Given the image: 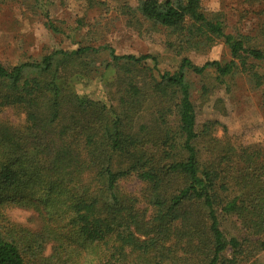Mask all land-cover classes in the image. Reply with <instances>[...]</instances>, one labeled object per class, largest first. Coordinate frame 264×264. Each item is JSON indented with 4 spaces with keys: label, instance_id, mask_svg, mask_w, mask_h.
<instances>
[{
    "label": "trees",
    "instance_id": "obj_1",
    "mask_svg": "<svg viewBox=\"0 0 264 264\" xmlns=\"http://www.w3.org/2000/svg\"><path fill=\"white\" fill-rule=\"evenodd\" d=\"M134 12L182 52L217 40L229 60L182 58L157 77L153 56L109 46L0 63V264H258L264 253V149L216 138L217 123L198 128L188 79L221 84L242 72L259 88L264 49L227 34L200 0H145ZM258 36L264 46V10ZM101 52L110 63L96 65ZM92 80H107L114 103L72 89ZM13 210L30 213L31 226L10 221Z\"/></svg>",
    "mask_w": 264,
    "mask_h": 264
},
{
    "label": "rangeland",
    "instance_id": "obj_2",
    "mask_svg": "<svg viewBox=\"0 0 264 264\" xmlns=\"http://www.w3.org/2000/svg\"><path fill=\"white\" fill-rule=\"evenodd\" d=\"M141 1L145 0H40V7L32 8L31 1L3 0L0 4V63L11 68L56 50L71 52L82 47L109 46L116 55L153 56L158 67L152 73L157 77L158 71H175L182 58L199 67L207 62L229 60L225 46L217 40L208 49L182 52L176 37L164 36L157 26L142 21L134 12ZM200 4L205 12L221 15L227 34L246 36L250 46L264 49L258 36L264 0H200ZM42 10L47 11L49 20L61 30L60 34L53 35L46 29ZM128 10H132L133 15ZM93 58L96 65L110 63L107 53H98ZM146 65L153 70L151 61ZM254 71L263 76L264 65L254 66ZM108 74L109 80L112 75ZM188 79L192 84L198 128L206 123H217L220 127L214 133L216 138L225 133L236 146L264 149V79L259 88L242 72L225 78L221 84L210 76L190 75ZM105 82L86 81L74 84L72 89L81 98L114 103L112 90ZM9 119L13 124L20 122L12 115ZM150 119L149 113H145L141 121L148 123ZM126 185L128 190L136 188L135 182ZM29 218L30 213L25 211L9 213L10 221L25 226H31ZM257 260L258 264H264V253H260Z\"/></svg>",
    "mask_w": 264,
    "mask_h": 264
},
{
    "label": "built area",
    "instance_id": "obj_3",
    "mask_svg": "<svg viewBox=\"0 0 264 264\" xmlns=\"http://www.w3.org/2000/svg\"><path fill=\"white\" fill-rule=\"evenodd\" d=\"M157 2L161 3L163 0H156Z\"/></svg>",
    "mask_w": 264,
    "mask_h": 264
}]
</instances>
